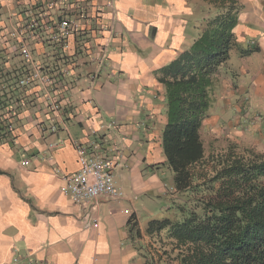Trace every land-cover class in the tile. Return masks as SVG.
<instances>
[{
  "label": "crops",
  "instance_id": "1",
  "mask_svg": "<svg viewBox=\"0 0 264 264\" xmlns=\"http://www.w3.org/2000/svg\"><path fill=\"white\" fill-rule=\"evenodd\" d=\"M88 1L81 30L66 41L63 52L42 28L41 41L29 42L34 58L50 70L71 62L76 82L67 95L68 133H38L37 124H47L50 113L37 87L8 109L14 132L12 142L0 144V264L28 259L34 264H143L142 249L136 251L140 240L128 220L142 234L136 198L156 189L157 172L166 167L160 147L165 99L155 73L188 50L208 16L207 6L200 0H113L107 8L108 0ZM239 1L244 11L233 32L249 53L239 56L237 69L220 71L210 114L216 107L217 119L232 117L264 128V0ZM57 17L72 13L52 11L43 22L50 29ZM0 21L11 28L27 19L21 8L0 7ZM109 26L112 36L94 33ZM3 40L0 70L9 74L24 60L14 38ZM101 44L107 45L108 70L91 81L95 66L87 52ZM69 136L80 144L94 136L106 140L104 155L116 163L113 180L125 192L123 200L83 208L62 194L63 183L53 169L78 170Z\"/></svg>",
  "mask_w": 264,
  "mask_h": 264
},
{
  "label": "trees",
  "instance_id": "2",
  "mask_svg": "<svg viewBox=\"0 0 264 264\" xmlns=\"http://www.w3.org/2000/svg\"><path fill=\"white\" fill-rule=\"evenodd\" d=\"M200 1L208 16L191 46L155 73L165 99L160 147L180 219L148 223L145 235L155 236L156 247L154 258L145 253V264H264V154L231 144L206 155L201 139L220 71L232 52L249 53L233 32L242 6L239 0ZM23 64L9 74L0 70V144L12 142L4 116L27 90L18 86L31 73ZM131 221L130 232L139 238Z\"/></svg>",
  "mask_w": 264,
  "mask_h": 264
},
{
  "label": "built area",
  "instance_id": "3",
  "mask_svg": "<svg viewBox=\"0 0 264 264\" xmlns=\"http://www.w3.org/2000/svg\"><path fill=\"white\" fill-rule=\"evenodd\" d=\"M112 2L113 0H108L107 8H111ZM88 3V0H0L1 8L8 12L21 8L27 19V22L11 26V28L0 21V39L2 44L7 43L3 40L5 35L16 40V52L20 54L31 71L29 77L20 79L18 86L20 89L27 90L37 87L50 113L47 124L38 123L36 126L41 135H54L59 131L68 133L65 124V108L70 104L67 96L70 85L76 81L71 62L50 70L34 58L29 42L41 41L40 29L42 28L49 32L50 42L58 44L60 51L63 52L66 41L80 32L81 23L87 17L85 11ZM61 9L65 12L70 11L72 17H57L56 22L49 29L43 21L50 12H59ZM103 32L112 36L113 31L110 26L94 30V33L102 34ZM87 53L89 62L95 66L93 75L88 79L94 81L98 73L108 70L107 45L101 44L95 51L91 49ZM4 117L8 121L6 132L12 135L14 132L13 111H6ZM109 128L113 129L114 125L109 124ZM93 134L95 135V132ZM69 141L76 152L78 170L72 174H64L58 168L53 169L54 174L60 177L63 183L62 194L67 196L75 206L83 208L96 206L102 200L107 202L123 200L125 195L115 186L113 180L116 163L113 158L104 155L106 140L101 136H94L86 144H80L69 136ZM23 264H34V262L28 259Z\"/></svg>",
  "mask_w": 264,
  "mask_h": 264
},
{
  "label": "rangeland",
  "instance_id": "4",
  "mask_svg": "<svg viewBox=\"0 0 264 264\" xmlns=\"http://www.w3.org/2000/svg\"><path fill=\"white\" fill-rule=\"evenodd\" d=\"M240 5L242 6L241 3ZM239 45L243 51H246V43H239ZM239 56V53L236 51L231 53L230 60L227 64L229 69H237L239 67ZM215 109L216 107L213 109V113H211L209 118L204 122L201 130V139L206 155L224 150L231 144L241 149L249 148L259 153L264 152V128L262 123L235 121L232 117L222 118V120L221 118L217 119V117H221V115L217 113ZM157 177L158 186L156 189L153 188L154 190H151L148 196H141L136 198L135 201L139 225L143 230L138 238V240H140V245L136 247V251L139 252L142 249L143 264L146 263L145 253L149 256H153V258L155 257L153 250V248L156 247L155 236L150 237L145 235V229L148 223L153 220L162 221L168 219L171 221H179L180 219L178 215L175 214L171 205L172 201L176 200V196L172 189V173L167 167H160L157 172ZM160 235L164 237L165 231L160 232ZM164 243H167V241H164Z\"/></svg>",
  "mask_w": 264,
  "mask_h": 264
}]
</instances>
